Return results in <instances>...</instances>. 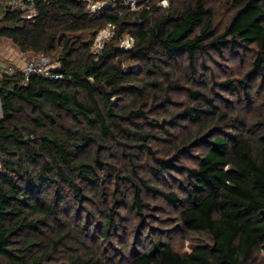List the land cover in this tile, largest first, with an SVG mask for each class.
<instances>
[{
  "label": "trees",
  "instance_id": "trees-1",
  "mask_svg": "<svg viewBox=\"0 0 264 264\" xmlns=\"http://www.w3.org/2000/svg\"><path fill=\"white\" fill-rule=\"evenodd\" d=\"M105 1L94 13L83 0H49L22 24L16 11L0 18V36L21 53L53 55L62 74L0 79V264H100L95 252L77 253L81 229L97 209L98 241H108L121 208L138 219L127 264H264V94L250 121L222 95L243 93L249 104L256 80L264 83V0H140L135 9ZM108 24L113 36L93 54ZM125 36L133 43L122 50ZM225 50L250 52L247 70L205 79L206 60ZM173 105L167 117L150 116ZM158 142L166 145L153 150ZM199 147L193 165L179 162ZM113 152L147 163L126 173ZM145 196L208 241L179 253L157 236L139 250L152 230Z\"/></svg>",
  "mask_w": 264,
  "mask_h": 264
},
{
  "label": "rangeland",
  "instance_id": "rangeland-1",
  "mask_svg": "<svg viewBox=\"0 0 264 264\" xmlns=\"http://www.w3.org/2000/svg\"><path fill=\"white\" fill-rule=\"evenodd\" d=\"M111 2L117 3L122 0H110ZM135 8L137 7V3L140 0H135ZM158 4L161 7L163 6L162 0H157ZM109 3V2H108ZM124 4L127 5L126 1ZM1 25V22H0ZM26 59L35 56L34 53H22ZM48 57L51 59L52 62H56V57L53 55L48 54ZM251 58V53L246 51H236L230 52L229 50H225V58H214L213 60H206L204 63V68L201 69V72L204 73L205 79L208 77H215L217 80H222L225 78H235L243 74L248 66L249 61ZM25 59V60H26ZM178 74L182 77V82H186V72L178 71ZM198 80V78L196 79ZM205 85V83H202ZM264 94V83L259 81V78L256 80L252 92H251V103L243 104L244 103V94H240V100H237L236 96L223 93L224 97H227L231 101H234L236 105L231 112L233 114H238L240 117L245 118L247 121H250L252 117H256L259 115L260 112L263 111V108L260 105L261 98ZM174 100H183L185 99L184 95L174 94ZM125 104L128 105L130 103V96H127L125 99ZM121 104L120 106H122ZM176 108L175 105L168 106L163 111L154 110L150 113V116L155 118L157 116L167 117L169 113H171ZM166 137V136H164ZM165 142H158V143H151L152 149L155 150L157 147L165 146ZM205 148L199 147L191 151L190 155L182 156L179 162L193 165L194 158L193 155H197L201 153ZM112 150V149H111ZM133 151V150H129ZM126 153H129L128 150H125ZM108 158L109 161L118 167H125L126 173L132 172V170L139 171L140 164L144 163L145 158L137 159L136 166H134L133 162L130 163L128 161V156H119V152H113ZM141 174V173H139ZM178 177V176H177ZM167 188L176 187V184L173 181H169L165 184ZM125 191L126 185L123 186ZM146 200L148 201L149 205L151 206L149 211V220L148 224L150 225L152 230L149 232H153L154 230L157 231V235L154 238L150 237L151 233L145 231V238H142V241L138 247V249H142L149 245V242L152 239H155L157 236H161L163 241L169 243L173 250L183 253L185 251H189L193 247L199 244H204L208 241L207 237L204 235H196L187 233L179 224L178 222V211L170 207L168 203L158 197H149L145 196ZM107 203L104 202L103 205ZM93 203L91 204L92 207ZM120 215L123 216L117 220L116 218V227H112L110 230V237L108 241H98L99 229L103 227V213L95 209L96 215L93 219H89L88 224L83 226L81 231L83 233L82 240L77 241V253H93L95 252L94 259L101 260L100 264H127V258L123 253L130 251L131 248H135L138 243H135V237L133 232L135 231L136 225L138 224V219L132 215L131 212L126 211V209L121 208ZM94 224V227L92 226ZM142 245V246H141ZM146 245V246H144ZM142 247V248H141ZM72 254H75L73 251ZM261 260V256H260ZM104 261V262H103ZM57 264H68L59 261ZM91 264V263H89Z\"/></svg>",
  "mask_w": 264,
  "mask_h": 264
},
{
  "label": "built area",
  "instance_id": "built-area-1",
  "mask_svg": "<svg viewBox=\"0 0 264 264\" xmlns=\"http://www.w3.org/2000/svg\"><path fill=\"white\" fill-rule=\"evenodd\" d=\"M86 3V8L94 13L109 6V3L105 0H83ZM130 9H135V0H125ZM47 3L49 0H0V13H4L7 10L19 12L21 14L20 23H24L26 20L33 19L37 14V3ZM115 3V2H114ZM163 6L167 5V0H162ZM114 25L108 24L103 29L99 30L93 38L91 44V52L93 54L99 53L105 42H107L114 33ZM133 39L130 36H125L119 46L122 50L131 48ZM59 64L52 62L51 59L44 55L39 54L32 56L25 60L23 66L20 68L15 63L5 61L0 57V76H12L17 73L22 74L21 85H26L30 77L39 76L45 79L58 80L62 78V74L59 73Z\"/></svg>",
  "mask_w": 264,
  "mask_h": 264
},
{
  "label": "crops",
  "instance_id": "crops-1",
  "mask_svg": "<svg viewBox=\"0 0 264 264\" xmlns=\"http://www.w3.org/2000/svg\"><path fill=\"white\" fill-rule=\"evenodd\" d=\"M2 15L3 14L0 13V18L2 17ZM22 56L24 55L19 51V49L10 39L0 36V57L3 60L13 62L21 68L26 59Z\"/></svg>",
  "mask_w": 264,
  "mask_h": 264
},
{
  "label": "water",
  "instance_id": "water-1",
  "mask_svg": "<svg viewBox=\"0 0 264 264\" xmlns=\"http://www.w3.org/2000/svg\"><path fill=\"white\" fill-rule=\"evenodd\" d=\"M0 117H1V107H0Z\"/></svg>",
  "mask_w": 264,
  "mask_h": 264
}]
</instances>
